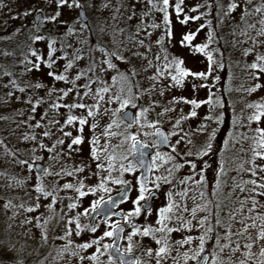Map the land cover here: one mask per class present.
<instances>
[{
  "label": "rangeland",
  "instance_id": "rangeland-1",
  "mask_svg": "<svg viewBox=\"0 0 264 264\" xmlns=\"http://www.w3.org/2000/svg\"><path fill=\"white\" fill-rule=\"evenodd\" d=\"M29 1L0 0V56L1 53L5 56L0 57V61L7 59V53L26 33L34 36L48 31L54 33L51 34L53 37L68 35L66 40H71L74 34L84 46L85 51H81L82 54L79 56L77 54L72 56V59L74 62L81 59L86 73L79 70L74 73L72 69L75 67L65 72L69 56L67 47L64 64L59 63L51 69L41 68L39 71H26V73L22 70L23 68L19 69L22 71L16 81L21 83L26 91L23 94V101H19L16 93L11 96L7 93L0 94V114H2L0 115V264H17L20 259H23L24 264H109L107 252L103 248L105 244L110 243V237L104 236L105 226L97 222L90 226L88 221L93 202L101 200L123 185L113 183L114 180L127 181V184L131 186L130 197L124 208L128 217L125 222L129 220L139 222V227L135 228L139 231L132 238L131 251L139 264H157L155 253L159 247L164 246L165 240L168 242L169 252L161 260V264H195L200 255L195 260L190 257L198 251L201 236H204L206 241L204 251L210 250L207 264H213V252L216 253L217 264H241L242 261L244 264H264V256H261L264 239L260 238L261 231H264V205H262L263 210L256 208L257 212L254 214L250 211L251 207L247 206L248 201H245V204L242 203L241 208L235 210L234 214L229 208L218 210L220 216L222 218L224 216L225 219L215 224L216 229L209 232L208 229L211 227L208 216L201 211L202 204L193 192L185 188L186 183L190 181L198 187L203 186L212 168L210 165L213 164V167L218 165V161L211 162L213 158L209 155L203 160L196 156L213 130L216 131V135L212 144L216 147L224 144L225 133L230 132L231 128H237L239 133V128L244 127V124L245 129L249 126L256 130L264 129V116H261L259 121L250 119L264 111V108L254 106L264 105V72L250 67L253 62H256L258 54H264V36L258 35L259 31H256L255 39L249 46L247 41H237L241 28L233 30L240 21L248 25L260 19V12H256L255 9L257 7L264 9V0H252L251 4L247 5L249 15L243 20L241 16L244 13L245 0H236L239 7L227 16L224 13L227 11L230 0H214L207 8H199L202 0H186L183 7L181 6L182 12L179 16L175 11L176 1H169L167 26L163 21V12L159 11V8L153 10L154 20L151 24L138 15L139 9L144 6L142 4L148 0H79L83 5L88 28L81 26L75 7L58 8L56 1L48 2L53 4L49 7L48 3L38 0ZM156 2H159L160 8H163L162 0H156ZM194 8L196 11H192ZM57 11L61 15L55 22L44 19L39 26L33 25L32 16L35 12H41L46 18L55 15ZM184 12L189 13V17L204 12L202 20L208 25L202 27L203 22L200 20L183 26L179 18H184ZM25 13L29 14L25 15ZM129 17L132 18L129 19ZM61 27H65L63 34ZM101 27L104 28L103 33L99 30ZM70 29L73 33L69 31ZM167 29L171 30V38L166 35ZM188 33L195 34L193 43L198 45L209 42V33L217 43L218 47L212 54L213 70L208 74L207 79L186 77L181 85L174 87L171 86L173 81L167 75L159 77L156 81L149 79L156 74L157 67L163 71L166 54L171 58L176 56L183 59V67L190 71L208 73L207 56L205 54L191 55L192 47L181 46V39ZM137 34L142 35L137 36ZM162 37V43L158 44L157 41ZM140 41H143V45ZM97 43L103 44L109 52H121L130 63L125 64L113 58L117 68L105 71L104 66L99 64L103 62H98L97 57L103 61L108 57L96 50ZM74 47L77 45L74 44ZM246 49L250 51L245 56ZM156 54L159 60L156 59ZM152 58L155 59L152 60ZM149 60L152 61V66H149ZM104 65L107 67V64ZM18 66L17 64L16 67ZM131 67H135L137 75L133 76L127 71ZM43 69H46L47 73L43 72ZM49 71L65 74L67 82L56 81L49 77ZM42 73L48 78H44ZM121 73H124L127 79H122ZM78 75L80 78L76 79ZM36 83L42 84L43 87L39 89L33 87L32 85ZM257 84L260 85L259 88L249 91ZM85 85L89 87L86 88ZM193 85H196L195 89ZM200 85L204 86L200 87ZM105 87L108 88V92L97 95V89ZM55 89H59V94L58 97L54 95V100L59 98L57 104L60 106L79 104L78 99L88 106L87 109L82 110L87 114L85 117L83 113L78 114L86 120L83 126L79 124L78 118L72 124H68V133H71L67 137L68 153L65 152L66 137L63 135L62 128L66 114H60L54 110L51 112L52 109L44 107L47 97L53 99L47 91L52 90L51 93L56 94ZM68 89L72 91L68 92L67 96H63V91ZM100 96H103V99H100ZM116 96H119L121 101L131 97L136 105L142 103L144 108L148 109L140 118L139 124L135 123L131 128L124 123L119 127L113 124L114 120L119 123L117 117L123 110L116 116L113 115V112L120 108V102L114 99ZM40 98L42 102L33 112V105ZM110 99L112 102H109ZM193 99L201 102L195 109L197 114L194 117L189 116V113L193 111L192 105L184 102ZM29 100L31 103L26 102ZM125 108L134 112V118L140 112L137 106L133 108L131 104ZM56 109L60 111L68 108ZM166 109L168 111H165ZM89 110L93 112L92 116L88 115ZM209 116L213 119H206ZM221 116L222 120L217 122L216 118ZM149 117L152 118L155 127L162 128L166 135L172 132L177 133L169 135V144L176 145L177 140L181 141L179 145H176L179 155L173 153L171 147L167 150L151 147L155 140L151 135L154 128L147 127ZM177 120H180V125L174 127ZM38 122L40 126L36 127ZM32 123L34 125L30 126L29 124ZM110 124L111 128L108 127ZM201 125H205L206 130H202ZM34 131L35 140L32 139L35 136ZM44 132H48L49 135L44 136ZM19 135L26 140L19 141L14 138ZM129 135H136L137 139L148 144L154 149V154L159 151L175 157L173 161H156L157 167L151 171L150 182L145 186L151 191L160 193L161 198L153 203L150 213L141 212L139 216L128 215L135 207L132 201L139 195L138 171L122 170V166L126 168L131 159V140L126 139ZM77 136L81 137L82 143L69 148L72 140ZM60 140L63 144L57 143ZM41 144L44 148L40 147ZM93 148L96 150L95 157ZM188 152L192 155H185ZM20 160L28 163L21 165ZM185 161L195 162V170ZM34 162L44 165L42 174H36L32 167L29 170V165L32 166ZM205 162L209 165L206 168ZM176 163L182 164L183 167L176 170L174 168ZM168 169H173L171 176ZM201 173L204 177L203 182H201ZM157 176H168L172 182L161 181L157 188L155 180ZM181 181L185 182L181 183ZM38 182L44 191L51 195L45 197L37 192L35 189ZM102 182L108 191L99 187ZM65 184H71L73 187L65 189L63 187ZM81 184H83L82 188ZM77 188L86 195L81 197L76 191ZM72 203L77 207L70 209L68 205ZM170 204L173 206L172 211L165 214L169 219L164 220L163 224L168 228L179 230L171 233L166 230L156 231L162 226L157 223L160 219L159 209ZM29 208L33 210L28 211ZM193 208L196 209L195 216L192 214ZM231 218L234 224L225 225L230 224ZM69 220L72 221L71 224L68 223ZM201 220L204 221L203 225L200 224ZM77 221L81 225L80 235L76 234ZM91 227H95L96 231L92 232ZM144 228H151L153 232L145 237L142 235ZM133 231L134 229L128 230L124 235L121 249L125 252L129 245L128 236ZM229 234L230 238H226ZM217 236L220 238V246H217ZM153 237L160 239L161 244L157 245ZM187 237H192L190 243L183 245L176 243ZM94 240L99 243L92 244L87 249L78 247L84 243L91 244ZM247 244H251L250 249L245 247ZM224 245L228 246L221 250ZM97 247L100 248V253H97ZM149 249L152 250L151 255L148 254ZM233 249L237 250L233 251ZM185 253L188 254V259L185 258ZM93 254L97 255L95 261L88 259ZM81 257L84 259L81 260Z\"/></svg>",
  "mask_w": 264,
  "mask_h": 264
},
{
  "label": "snow or ice",
  "instance_id": "snow-or-ice-1",
  "mask_svg": "<svg viewBox=\"0 0 264 264\" xmlns=\"http://www.w3.org/2000/svg\"><path fill=\"white\" fill-rule=\"evenodd\" d=\"M149 4H152L153 3V0H148ZM252 0H245V8H244V13L243 15L241 16V19L243 20L247 15H249V12H248V9H247V5L248 4H251ZM162 3H163V8H159L158 10L159 11H162L163 12V21L165 23V25L167 26L169 24V14H168V7H169V0H162ZM56 4H57V7L58 8H63V7H75V8H82L83 5L79 2V0H56ZM183 4V0H176V4H175V11L177 13V16L180 15V13L182 12V7L181 5ZM104 7H107V5H104ZM239 7V4L236 2V0H230V2L228 3V6H227V11L224 13L226 16L227 15H230L232 12H234L237 8ZM192 11H196V9H192ZM256 12H261L262 11V8L261 7H257L255 9ZM29 13H25V15H28ZM61 15V13L59 11H57L55 13V15H51L49 17H46L44 19L48 20V21H51V22H55L57 20V18ZM81 15H83L81 13ZM132 17H129V19H131ZM189 19H193V20H196V19H199V17L197 16H194V17H188V16H185L184 19L182 21H180L181 23H186ZM43 22V21H42ZM260 23L262 25H264V20H261ZM82 27L84 28H88V22L87 20L83 21L82 22ZM153 27H155V25H153ZM249 27H254V25H249ZM100 32L103 33L104 32V28L101 27L100 29ZM71 31V29L69 30ZM89 31L91 32V29H89ZM247 33L246 32H242L241 35H246ZM166 35L171 38L172 36V33H171V30L170 29H167L166 31ZM258 35H262L264 36V29H262ZM195 38V34L194 33H188L186 35L183 36V38L181 39L180 41V44L181 46H188V47H193L192 45V41L194 40ZM44 37L43 36H40V35H36L35 37H33V40L34 41H40V40H43ZM212 39V34L209 33L208 35V40L211 41ZM162 40H163V37L161 38V40H158L157 43L160 44L162 43ZM54 44H55V41H49L48 43V59L45 61L44 57L39 54L35 49H31L30 50V55L32 57H35V61H32V60H28L26 58L25 62L29 65H31V67H29L27 69V71H32V70H36V71H39L40 70V67H41V64H44L46 67H48L49 69H51L53 67V65L56 63V60L53 59V54L55 52V48H54ZM140 44L143 45V41H140ZM208 47V44H201V45H195L194 46V51L195 52H199V53H204L207 58H208V61H209V65H208V73H205V72H193V71H190L189 69L187 68H184L183 67V64H184V61L183 59L179 58V57H176V56H173L171 59H169L168 55L166 54L165 57H164V60H165V64L163 66V71L157 67V70H156V74L152 77H149V79L153 80V81H156L159 79V77L161 76H164V75H167V76H170L171 80L173 81V84L171 86H179L181 85L183 82H184V78L186 77H194V78H199V79H207V76L208 74L211 73V71L213 70V56L211 53H207L205 52V49ZM96 50L104 53V55L106 57H108V59H105L103 61L104 64H107V67L108 69H116L117 68V65L116 63L113 62V58L116 60V61H120L122 63H125V64H128L130 63V61L124 56L121 54V52L119 51H111L109 52L107 47H105L103 44L101 43H97L96 44ZM249 49H246L244 51V55H248L249 54ZM134 55H139V54H136L134 53ZM61 58H65V57H61ZM146 58V57H145ZM157 60H159V56L156 57ZM148 64L149 66H152V61L149 60L148 61ZM72 63L69 62L65 65V72L67 71V69H70L72 68ZM250 67L252 69H255V70H258L259 72H264V55H257L256 56V62H253ZM174 69V71H173ZM127 71L129 73H131V75L135 76L137 75V71L135 69V67H131L129 69H127ZM8 74V73H6ZM48 76L49 77H52L54 80L56 81H65L67 82V76L63 73L61 74H57L55 71H49L48 72ZM80 76L78 75L76 77V79H79ZM121 78L122 79H127V76L124 74V73H121ZM258 78V77H257ZM113 80H115V77H113ZM11 83L15 86L16 85V82L13 80L11 81ZM74 83V81H73ZM33 87L39 89L41 87H43L42 84L40 83H36L34 85H32ZM204 85H200V87H203ZM5 87H7V85H5ZM85 87H89L88 85H85ZM196 85H193V88L195 89ZM260 85L257 84L255 87L249 89V91H255L257 88H259ZM20 92H24L25 89L24 88H19L18 89ZM51 91L52 90H49V95H51ZM72 91V89H68L66 91H63V96H67L68 95V92ZM131 91V89L129 90ZM101 92H108V88L105 87L103 89H97V95H99ZM9 96L12 95V93H8ZM85 95H87V93H85ZM161 95H163V92H161ZM100 99H103V96H100ZM117 102H120V108L119 109H116L114 112H113V115L116 116L117 113H119L122 109H124L126 106H128L129 104H131V106L133 108H135L137 105L136 103L133 102L132 98L129 97L128 99H124L123 101L120 100V97L119 96H116L114 98ZM27 103H31V100L29 101H26ZM42 101L41 100H37L36 101V104L33 105V112L35 111L36 109V106L41 103ZM109 102H112L111 99L109 100ZM185 103H189L192 105L193 107V111L189 113V116H196V111L195 109L198 108L200 106V103L201 102H198L196 101L195 99L193 100H185L184 101ZM210 102V101H209ZM250 107H253V105H249ZM255 107L257 108H264V105H254ZM51 107L53 108H58L60 107L59 104H52ZM67 107L69 108H76V107H79V108H86L88 107L87 105L83 104V103H80V104H72V105H68ZM148 111V109L146 108H142L140 112L137 113L136 115V118L135 120L133 121L134 123H137L139 124L140 123V118L142 116H144V114ZM165 111H168V109H166ZM88 115L89 116H92L93 115V112L91 110L88 111ZM160 115H163V113H160ZM261 116H264V111H261L259 114L255 115L254 117H250V119H255L256 121H259L261 119ZM117 119L119 120V123H117V120H114L113 121V124L116 125V127H119L120 124L124 123V121L126 119H129L127 113H125L124 117L123 118H120V117H117ZM181 119H186V117H181ZM206 119H213V117L209 116V117H206ZM217 119V122H219L220 120H222V116L221 117H218L216 118ZM75 120H77V117L75 116H72V115H69L65 121V124H72ZM86 123V120L84 118H80L79 119V124L81 126H83L84 124ZM180 125V120H177L176 121V124L174 125V127H179ZM40 124L39 122L36 124V127H39ZM133 126V123H128L127 124V127L128 128H131ZM109 128L112 127V125L110 124L108 126ZM141 127H144V125H141ZM147 127H150V128H155V124L154 123H151L149 122L147 124ZM93 128H95V125H93ZM201 129L202 130H206V126L205 125H201ZM82 131V129H81ZM258 132L261 133V140L259 141V146L261 148H264V129H257ZM112 135H115V133H111ZM177 133L175 132H172L170 133L169 135H176ZM44 136H48L49 133L48 132H44L43 133ZM64 135L68 136V135H71V133H64ZM145 135H148V133H145ZM151 135H153L154 137H156L155 141L153 142V144L151 145V147L153 148H156V149H159L160 145L161 144H169V135H166L165 133H163L162 131H160L158 128H155V131L151 133ZM215 135H216V131L213 130L211 133H209L208 135V140L207 142L205 143V145L203 146V148L196 153V156L197 158H202L203 156H207L211 151H212V148H213V144H212V141L215 139ZM33 140H35V136L32 137ZM126 139H130L132 141V145H131V151L132 153H136V152H139V155L141 157H143L145 155L143 149H146L149 147L148 144H145V143H142L141 141H139L136 137V135H129L126 137ZM182 139V138H181ZM180 140H177L176 141V145H179L180 144ZM191 141H189L190 143ZM57 143L59 144H63V141L60 140V141H57ZM82 143V139L81 137L77 136L75 139L72 140L71 144L69 145V148L72 147V145H78ZM227 143V142H226ZM137 145H139V148L137 147ZM176 145H171L169 144V146L172 148V152L173 153H176L177 155H179L178 153V150H177V147ZM41 148H44V145L41 144L40 145ZM49 151H51V149H49ZM95 148H93V156L95 157ZM254 154L256 156H260L261 158H264V152H258V151H255L254 150ZM185 155L187 156H191L192 153L191 152H188L186 153ZM37 159H39V157H37ZM124 159H127V157H124ZM175 159L174 156L172 155H168V154H164V153H161L159 151H156V153L153 155L152 157V163L150 165H148V170L149 171H153L157 165H156V161L158 160H165V161H173ZM186 163H188L191 168L193 170H195L196 168V163L193 162V161H185ZM19 163L21 165L23 164H27L28 162L25 161V160H20ZM139 163L141 164V166H143L144 164V161L143 159H141L139 161ZM209 165L207 164V162H205V168L208 167ZM31 165H29V170H31ZM98 167H100L98 165ZM135 165L129 161L128 162V165L127 167H123L122 166V170L123 171H127V172H132L134 171L135 169ZM181 167H183L182 164H179V163H176L174 164V168L176 170H179ZM262 171H264V169H261ZM172 171L173 169H168V173H169V176H171L172 174ZM253 175H255V171L253 170L252 172ZM69 175H71V173H69ZM186 179H189V178H186ZM156 180V187L159 188L160 184L159 182H163V183H171L172 181L168 178V176H157L155 178ZM204 180V177H203V174L201 173V182H203ZM185 181H181V183H184ZM113 183H117V184H127L128 182L127 181H124V180H114ZM137 183L139 184V189H138V192H139V195L136 197V199L134 201H132L133 205L135 206L133 211L130 212L128 215L129 216H139L141 214L142 211H146V212H151V206L150 204L147 203V201L152 197L153 193L150 189H148L146 186H145V183H144V178H140ZM246 183H251L253 185H256V181L255 180H252V181H247ZM219 186V180H217V187ZM65 189H70L73 187V185L71 184H65L63 186ZM83 187V184H81V188ZM99 187L101 189H103L104 191H108V189L104 186V183L102 182ZM257 187H259L260 189H264V184H259L257 185ZM37 192L39 193H42L45 197L51 195L50 193H48L47 191H44V189L41 187V185L39 184V182L37 183V186H36V189H35ZM255 190V189H253ZM77 192H79V195L81 197H83L84 195H86L85 192L81 191L80 188H77L76 189ZM241 191H244L243 188H241ZM260 195H264V191L260 192L259 193ZM169 196H171V193H169ZM122 198L124 200H127L128 197H127V189H125L123 192H122ZM111 199V198H109ZM141 201H144L145 203L143 205H141ZM53 202H55V197H53ZM253 205L255 206L256 204V201L255 199H253ZM102 203H105V201L103 200V198H101V200L99 201H94L92 206H91V211L92 212H96L97 208H99V206L102 204ZM68 207L70 209L72 208H75L77 207L76 204L72 203V204H69ZM172 205L170 204L169 206L167 207H164V208H161L159 209V216H160V219L157 220V223L158 224H161L162 226L159 228V229H156V231H160V232H164L165 230L168 232V233H171L172 231H178L179 229H173V228H168L165 224H163V221L164 220H167L169 219V217H166L165 214L166 213H169L172 211ZM33 209L29 208L28 211H32ZM250 211H252V209H250ZM195 213H196V209L193 208L192 209V214L193 216H195ZM125 219L127 220L128 217L126 216ZM69 224L72 223L71 220H69L68 222ZM200 224L203 225L204 224V221L201 220L200 221ZM217 224H219V220H217ZM255 225H253L254 227ZM76 228H77V232L76 234L77 235H80V229H81V225L79 224V222L77 221L76 223ZM113 228V231H105L104 232V236L105 237H113V236H116L118 233L122 232L123 229L120 228L118 225H113L112 226ZM134 228V231L129 234L128 236V241H129V245H128V248H127V252H131L132 251V238L133 236H135L137 234V232L139 231L138 229H135V226H133ZM247 230V226L245 227V231ZM91 231L92 232H95L96 231V228L95 227H91ZM209 232L212 231L211 228L208 229ZM153 232V229L151 228H144L143 232H142V235L147 237L149 236L151 233ZM70 235V231L68 233ZM46 239V236L44 237ZM226 238H230V234H229V237H226ZM260 238L261 239H264V231H261L260 233ZM153 239H155V242L157 245H160L161 244V240L160 239H156L155 237H153ZM219 236H217V246H220L219 245ZM192 241V237H187L185 240L183 241H177L176 243L178 244H186V243H190ZM99 241H92L91 244L89 243H84L82 245H78L79 248L81 249H87L89 247L92 246V244H98ZM205 237L204 236H201L199 237V249L198 251L195 253V255L191 256L190 258L195 260L197 258V256L200 255L201 252L204 251V246H205ZM228 245H224L221 247V250H223V247H227ZM113 245L111 244H105L103 246L104 248V251L105 252H108L109 249H112ZM245 247L247 248H251V244H247L245 245ZM9 250H12V249H9ZM237 249H233V251H236ZM97 253H100V248L97 247ZM115 251L117 252V254L119 255V264H139V261L138 260H126L124 258V253L121 252V250L119 248H116ZM151 252L152 250L149 249L148 250V254L151 255ZM169 252V246H168V242L167 240L164 241V246H161L158 248V250L156 251L155 255L157 257V264H161V260L167 255V253ZM75 254V253H73ZM250 254V253H249ZM185 258L188 259V254L185 253ZM261 256H264V249L261 250ZM84 257H81V260H83ZM88 259L90 260H97V255L96 254H93L92 256L88 257ZM207 257H204V262L206 264L207 262ZM108 260H109V264H116V262L112 259V256L109 255L108 257ZM212 261H213V264H217V256H216V253L213 252L212 254ZM17 264H24V261L23 259H20L17 261ZM241 264H244V262L242 261Z\"/></svg>",
  "mask_w": 264,
  "mask_h": 264
},
{
  "label": "trees",
  "instance_id": "trees-1",
  "mask_svg": "<svg viewBox=\"0 0 264 264\" xmlns=\"http://www.w3.org/2000/svg\"><path fill=\"white\" fill-rule=\"evenodd\" d=\"M33 2L34 0H30ZM29 1V2H30ZM43 3H48L49 0H38ZM56 1V0H52ZM52 1H49L50 3ZM170 2L176 1V0H169ZM28 2V1H27ZM186 0H183V4L181 5L183 7ZM53 5V4H47V6ZM141 6V9L138 11V15L141 16L143 19H145L147 23H152L154 19V12L153 10H156L157 8H160L159 2H156V0H153L152 4H149L148 1H145ZM209 5L206 2V0H202V3L199 5L200 7L207 8ZM204 12H199L194 16L199 17V19L193 20L189 19L186 23H181L183 26H187L189 23H197L200 20L203 22L202 27H206L208 25L207 22H204L202 20V17L204 16ZM190 16V14L184 12V17ZM192 16V17H194ZM260 19H258L254 24H246L244 21H240L237 23L236 27L233 28V30H237V28H241L240 31L246 32V35H238L237 41H247L249 46L251 42L255 39V33L256 31H261L263 29V25L260 23L261 20H264V9L262 8V11L260 12ZM184 18H179V21H182ZM140 25V23H139ZM249 25H254V27H249ZM262 25V26H261ZM137 32V31H136ZM40 36H43L44 39L40 41H34L33 34L26 33L25 35H22L18 40L14 48L10 49V52L7 53L6 57L7 59L4 61H0V90L2 93H16L18 96L19 101H23L24 95L26 91L20 92L18 89L22 87L21 83H18L16 79L20 76V72L23 70L24 73H26L27 69L31 67V65L27 64L25 62L26 58L28 60L35 61V57H32L30 55V50L35 49L39 54H41L45 61L48 59V43L49 41H55L54 48L55 52L53 54V59L56 60L55 64L64 63L66 57V48L68 47V63H72V67H75V69H72L74 73H76L78 70L80 72L86 73V71L82 67V62L80 60H74L72 59V56H79V54H82L81 51H85L84 46L80 44V42L77 40V37L72 34L71 40H66V37L68 35H58L53 37L51 34H54L53 32H43L40 33ZM63 34V33H62ZM136 34V33H135ZM142 35V34H140ZM137 34V36H140ZM231 35V34H229ZM144 38V36H141ZM193 52H191V55H204V53H199L194 51V46L198 45L196 43H193ZM74 44L77 45V47H74ZM208 47L205 49V52L214 54V50H216L217 43L214 41V39H211L208 43ZM251 48V47H250ZM158 54H156L157 56ZM264 55V54H263ZM0 57H5L1 53ZM165 57V55H164ZM78 59V57H77ZM98 62H103L102 60H99L100 58L97 57ZM155 58H152V60ZM169 59H171L169 55ZM1 60V59H0ZM164 62V61H163ZM19 65L18 68L16 65ZM54 64V65H55ZM101 66H104L105 71H108V67L104 65V63H99ZM53 65V67H54ZM23 68V69H22ZM41 68H48L44 64H41ZM19 69H22L19 71ZM35 70V69H34ZM32 70V71H34ZM18 71V72H17ZM43 72H46V69L42 70ZM101 71V70H100ZM28 72V71H27ZM31 72V71H29ZM8 73V74H6ZM47 73V72H46ZM79 73V72H78ZM77 73V74H78ZM82 74V73H81ZM44 78H48L47 75L44 76ZM50 79V78H49ZM49 79H46L47 81H50ZM15 81L16 85L14 86L11 81ZM7 85V87H5ZM14 88V89H12ZM55 92L58 93L59 89H55ZM78 102L81 103L78 99ZM87 108H71V114L72 116L80 117L78 114H84V117L87 115L85 113V110ZM77 114V115H76ZM2 116V114H0ZM25 116V115H24ZM81 118V117H80ZM28 121L30 119H27ZM200 120V119H199ZM64 122V121H63ZM34 125V123L29 124ZM75 128V127H74ZM73 128V129H74ZM36 129V128H34ZM245 129L244 127L239 128L240 133L238 132L237 128H231L230 132L228 131L225 133L224 136V144L217 145L216 147L212 148V151L208 154L213 159L211 162L218 161V165L213 167L210 165V173L207 177V182L203 184V186L198 187L195 183L192 181L186 183V190L193 192L194 195H196V198L198 201L202 204L201 211L208 216L209 219V225L211 229L216 227L217 220L221 222L223 218L220 216L219 211L221 209L229 208L230 211L235 212V210L241 208L242 203L245 204V201H248L247 206L252 209V213H256L257 210H263L264 205V195H259L260 192L264 191V189H260L257 187L259 184H264V171L261 169H264V158H261L260 156H256L254 154V150L258 152H264V148H261L259 146V141L261 140V133L258 132L254 127L249 126L246 127L245 131H242ZM14 138H17L19 141L26 140L25 137L22 135L14 136ZM227 142V143H226ZM207 155V156H208ZM206 156L202 157V160ZM216 158V160H215ZM131 161V159L129 160ZM223 161V163H222ZM253 170L255 171V175L252 174ZM217 180H219V186L217 187ZM256 181V185H253L251 183H246L247 181ZM241 188L244 189V191H241ZM255 189V190H253ZM245 190L247 192H245ZM253 199H255L256 204L253 205ZM238 207V208H237ZM259 207V208H258ZM229 211V213H230ZM250 213V211H249ZM229 216V215H228ZM225 219V218H224ZM219 222V223H220ZM232 222V218L230 221V224ZM227 224V223H226ZM234 224V223H233Z\"/></svg>",
  "mask_w": 264,
  "mask_h": 264
},
{
  "label": "water",
  "instance_id": "water-1",
  "mask_svg": "<svg viewBox=\"0 0 264 264\" xmlns=\"http://www.w3.org/2000/svg\"><path fill=\"white\" fill-rule=\"evenodd\" d=\"M207 1L210 3L213 0H207ZM77 12H78V18L80 19V21H82V22L85 21L86 18H85V14H84L83 10L81 8H79ZM81 13L83 15H81ZM41 20H42V16H41L40 13H37V14H35L33 16L34 24L40 23ZM138 107H139V109H142L143 105L139 104ZM125 113H127L128 117H129V119H126L125 122L127 124L130 123V122L134 123L133 122L134 121L133 112L131 110H129V109H126L120 114V117L123 118ZM150 121H151V119H150ZM158 129L160 131H162L163 133H165L161 128H158ZM154 131H155V129H154ZM154 138L156 139V137H154ZM137 147L139 148V145H137ZM160 147L161 148H168L169 144H161ZM143 151L145 153V155L143 157H141L139 155V152H136L134 154L132 153V158H133V161L136 163V165L138 166V168L140 170V178L143 177L144 178V182H147L149 180V174H150V171L148 170V165L151 164L150 157L153 154V150L148 147L146 149H143ZM141 159H143V161H144L143 166H141V164L139 163V161ZM34 170L37 173H41L44 170V166L41 165L40 163H36V164H34ZM125 189H127V196H128V194L130 192V187H129V185H125L124 187L121 188V190L119 192H117L116 194H114L112 196H109L108 198L104 199L105 203H102L99 206V208H97L96 212H92V215H91V218H90V222H92L93 219L96 218V217H101L103 220H107V219H109V218H111L113 216L117 217V218H122V212L116 210V208L118 207V205L122 201H124V199L122 198V192ZM152 193H153L152 197L147 201V203L150 204V206L152 205L153 199L158 197V194L156 192H152ZM109 198H111V199H109ZM135 224H136L135 221H131L130 222L131 226H133ZM118 226L120 228H122L123 231H124V228H125L124 225L118 224ZM111 231H113V228H112ZM123 231L118 233L116 236L112 237L111 245H113V247H112V249H109V253L112 256V258L118 259V260H119V255L117 254L115 249L119 248ZM207 256H208L207 253H204L203 255H201V257L199 258V260H198V262L196 264H205L204 257H207ZM124 258L126 260H136L135 257L132 254H125L124 253Z\"/></svg>",
  "mask_w": 264,
  "mask_h": 264
},
{
  "label": "flooded vegetation",
  "instance_id": "flooded-vegetation-1",
  "mask_svg": "<svg viewBox=\"0 0 264 264\" xmlns=\"http://www.w3.org/2000/svg\"><path fill=\"white\" fill-rule=\"evenodd\" d=\"M110 221H111V220H110ZM110 221H108V222H110ZM95 222H97L99 225H102V224H103L99 219H95V220L93 221V223H92V224H89V225L91 226V225H93ZM108 222H107V223H108ZM98 224H97V226H99Z\"/></svg>",
  "mask_w": 264,
  "mask_h": 264
}]
</instances>
